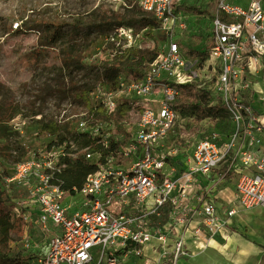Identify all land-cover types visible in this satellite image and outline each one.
I'll return each mask as SVG.
<instances>
[{
  "label": "built area",
  "instance_id": "1",
  "mask_svg": "<svg viewBox=\"0 0 264 264\" xmlns=\"http://www.w3.org/2000/svg\"><path fill=\"white\" fill-rule=\"evenodd\" d=\"M135 1L167 40L141 76L119 74L100 99L109 114L117 94L139 107L125 140L103 160L85 154L97 167L73 195L52 182L60 169L52 151L17 163L8 179L28 183L32 210L22 218L34 211L50 233L31 264H181L191 256L189 240L203 249L238 210L264 209V0H215L209 13L204 5L200 56L182 50L181 8L190 0ZM114 37L124 40L119 51L136 47L131 28L116 27ZM186 84L204 95L200 107L221 112L183 113L176 104ZM69 196L79 199L66 205Z\"/></svg>",
  "mask_w": 264,
  "mask_h": 264
},
{
  "label": "rangeland",
  "instance_id": "2",
  "mask_svg": "<svg viewBox=\"0 0 264 264\" xmlns=\"http://www.w3.org/2000/svg\"><path fill=\"white\" fill-rule=\"evenodd\" d=\"M214 1L190 0L181 8L187 25L182 33L185 54L200 56L197 50H204L208 41L202 33L210 16L204 13V5L209 13ZM229 1L245 3L246 0ZM190 6L200 12L188 10ZM137 7L135 0H0V188L6 189L15 216L21 217L32 210L26 206L28 183L8 180L15 174V165L46 151H52L53 159L59 161L64 151V144H54L57 138L47 132L48 125L68 120L70 129L97 136H104L101 130L107 132L110 127L101 120L92 124L87 121L86 105L73 94L79 88L92 87L89 103L93 105L107 89L114 87L113 81L119 74L127 76L124 72L116 75L106 72L102 67L104 61L115 58L118 46L123 47L124 40L114 37L117 27L114 17H123L122 26L131 28L137 48L159 52L165 47V31L158 26L148 36V28H141V19L134 16ZM15 23L18 26L14 28ZM49 23L60 24L54 42H47L51 33ZM72 44L78 45L82 62L64 65L61 49ZM123 94L138 104L134 96ZM116 98L122 101L121 94ZM127 113L130 125H123L131 128L139 107H129ZM110 129L113 130V125ZM111 136L120 138L116 134ZM88 161L93 162L94 158ZM78 199L79 196H69L64 204L71 205ZM23 221L22 234H13L7 250L9 254L20 252L26 258L25 264H31L44 253L50 233L41 228L34 214ZM233 221L229 236L239 240V247L241 242L251 244L245 264H264V209L240 210ZM232 229L235 234L231 233ZM250 232L253 237L248 236ZM226 242V238L218 236L209 240L204 249L193 245L187 264H238L237 253L232 251L233 246L227 248Z\"/></svg>",
  "mask_w": 264,
  "mask_h": 264
},
{
  "label": "trees",
  "instance_id": "3",
  "mask_svg": "<svg viewBox=\"0 0 264 264\" xmlns=\"http://www.w3.org/2000/svg\"><path fill=\"white\" fill-rule=\"evenodd\" d=\"M187 9L200 12L195 6L187 7ZM134 16H139L141 19V28H148L146 32L148 36H151V30L153 28L158 27L156 20L140 7H137ZM114 19V21L117 22V27L124 24L122 16L114 17ZM49 25L51 33L48 35L49 40H47V42H54L57 40V38H54V34L58 28L57 26L60 24L49 23ZM77 46L76 44H72L70 47H62L60 55L64 65L72 63L81 64L82 57L78 54L79 49H77ZM157 54L158 51L136 47H128L120 51L119 49H115V58L104 61L102 67L106 72L115 73V75L118 72H124L135 78L141 76L145 72L147 64L152 62ZM113 84L114 87L112 88H116V79L113 81ZM72 88L75 87L73 86ZM92 91V87L86 86L77 89L73 95L86 105L87 121H90L91 124L94 120L107 122L108 125H113V130L108 127L107 132L101 130L104 136L92 135L88 132H79L75 129H70V122L68 120L47 126V132L50 135H56L57 140L54 144L58 146L64 144V151H62V155L57 162L60 165V169L53 173L52 182L59 184L60 187L68 191L70 195L74 194V187L77 189L82 187L86 176L92 173L97 167L95 163L86 159L85 154L87 152H99L102 157L101 160H103L106 154L114 151L125 140L127 134L123 125L128 119L127 111L129 110V104L127 101L122 100L118 102L115 111L109 114L105 111L101 100L93 105L89 103V94ZM203 98L204 95L199 94L195 90L194 84L182 85L179 101L176 106L182 107L181 110L183 113L195 112L199 117L221 112L222 107L220 105L205 108L200 107L199 101L203 100ZM112 134L124 135L121 139H115L111 136ZM103 137H109L107 147L102 144L101 139H103ZM48 146L50 145H47V147ZM48 150L50 149L48 148ZM13 208L14 206L8 198L6 189L0 188V264H25L26 261V258L23 257L20 252L16 251L15 253L9 254L7 250L13 234H22L25 226L22 217L13 214Z\"/></svg>",
  "mask_w": 264,
  "mask_h": 264
},
{
  "label": "crops",
  "instance_id": "4",
  "mask_svg": "<svg viewBox=\"0 0 264 264\" xmlns=\"http://www.w3.org/2000/svg\"><path fill=\"white\" fill-rule=\"evenodd\" d=\"M262 136H263V138H264V132H263ZM229 194H230V190H226V191L224 190V191L220 194L219 199H220V203H221V204H225L226 197L229 196ZM70 197H71V196H70ZM66 198H67V197H66ZM66 198H65V199H66ZM72 198H73V197H72ZM65 199H64V201H65ZM34 209H35V206L33 207V210H34ZM252 209H253V208H252ZM240 210H243V209H240ZM240 210H238V212H239ZM244 210H245V209H244ZM247 210H250V209H247ZM238 212L235 214V216L238 214ZM31 214H34V216L36 217V213H34V211H32ZM31 214H30V215H31ZM235 216H234V217H235ZM21 217H22V216H21ZM234 217L231 219V224H230V226L226 227L222 232H220V233L216 234L215 236L209 238L208 241L211 240V239H213L214 237H218V236L224 237V238H226V239H227V237H230V236H229V235H230L229 230H230V227H234V221H233ZM22 219H23V218H22ZM231 233L235 234V232H234L233 229H232ZM231 237H232V236H231ZM232 238H235V237H232ZM208 241H207V242H208ZM238 241H239V240H237V239H233L232 243H237ZM247 243H248V242H247ZM193 245H195V247L198 246V244H196V242H191V241L189 240V241H188V248L190 249V252L192 251L191 247H193ZM250 245H251V244H250ZM45 248H46V247H45ZM203 249H204V248H203ZM45 250H46V249H45ZM44 252H45V251H44ZM191 255H192V252H191ZM190 257H191V256L186 257L184 263H182V264H187L186 259H187V258H190Z\"/></svg>",
  "mask_w": 264,
  "mask_h": 264
},
{
  "label": "bare ground",
  "instance_id": "5",
  "mask_svg": "<svg viewBox=\"0 0 264 264\" xmlns=\"http://www.w3.org/2000/svg\"><path fill=\"white\" fill-rule=\"evenodd\" d=\"M249 237H253L254 234L253 232H250L248 234ZM233 238L230 236L227 238V242H226V247L227 248H231V246H233L234 249H232V251H235L238 255L237 258V263L238 264H245L246 259L250 256L251 254V246L247 243L241 242V246L239 247L240 244L238 243H232Z\"/></svg>",
  "mask_w": 264,
  "mask_h": 264
}]
</instances>
